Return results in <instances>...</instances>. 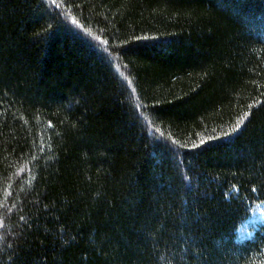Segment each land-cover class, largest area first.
Masks as SVG:
<instances>
[{
	"label": "trees",
	"instance_id": "1",
	"mask_svg": "<svg viewBox=\"0 0 264 264\" xmlns=\"http://www.w3.org/2000/svg\"><path fill=\"white\" fill-rule=\"evenodd\" d=\"M262 204L264 0H0V264H264Z\"/></svg>",
	"mask_w": 264,
	"mask_h": 264
},
{
	"label": "rangeland",
	"instance_id": "2",
	"mask_svg": "<svg viewBox=\"0 0 264 264\" xmlns=\"http://www.w3.org/2000/svg\"><path fill=\"white\" fill-rule=\"evenodd\" d=\"M255 224H264V204L257 207V210L253 213V216L249 222L244 225V228L253 226Z\"/></svg>",
	"mask_w": 264,
	"mask_h": 264
},
{
	"label": "snow or ice",
	"instance_id": "3",
	"mask_svg": "<svg viewBox=\"0 0 264 264\" xmlns=\"http://www.w3.org/2000/svg\"><path fill=\"white\" fill-rule=\"evenodd\" d=\"M52 2H53V4H55L56 3V0H52Z\"/></svg>",
	"mask_w": 264,
	"mask_h": 264
}]
</instances>
